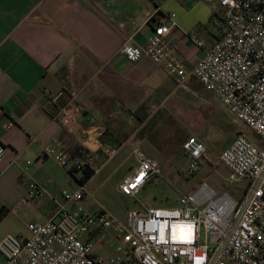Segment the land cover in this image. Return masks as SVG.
Listing matches in <instances>:
<instances>
[{
  "label": "crops",
  "instance_id": "obj_1",
  "mask_svg": "<svg viewBox=\"0 0 264 264\" xmlns=\"http://www.w3.org/2000/svg\"><path fill=\"white\" fill-rule=\"evenodd\" d=\"M170 12L177 13L180 28L162 43L175 46L174 56L188 67L195 65L205 51L185 31H194L207 44L218 36L213 13L201 0H0V143L5 147L0 211L6 210L0 217V240L8 233L27 236L31 223L44 222L55 213L56 204L49 196H29L32 181L53 180L48 185L52 193L68 183L73 189L79 185L73 183L69 169L43 156L47 145L59 144L74 152L81 144L96 152L97 160L103 158L104 146L116 147L115 157L128 144L135 153L150 138L151 121L174 99L185 107L191 122L182 138L183 152L187 154L184 143L190 137L204 143L206 134L194 132V93L209 89L192 77L178 82L146 55L134 63L122 52L128 41L147 46ZM46 89L63 96L52 102ZM72 99L82 109L75 132L59 118L61 108ZM152 105L157 106L154 111ZM162 121L160 116V125ZM238 135L221 148L220 155ZM195 188L193 184L182 195ZM109 238L113 240V231ZM95 249L106 256L114 252L105 241H98ZM4 263L0 254V264Z\"/></svg>",
  "mask_w": 264,
  "mask_h": 264
},
{
  "label": "built area",
  "instance_id": "obj_2",
  "mask_svg": "<svg viewBox=\"0 0 264 264\" xmlns=\"http://www.w3.org/2000/svg\"><path fill=\"white\" fill-rule=\"evenodd\" d=\"M201 1L213 13L218 36L207 44L194 31H185L186 37L205 51L195 65L188 67L174 56L175 46L162 43L164 37L180 28L175 12L168 13L166 22L155 28L147 46L128 41L122 52L134 63L148 56L180 83L190 77L196 79L264 140V0ZM45 95L56 103L63 92L46 89ZM156 108L152 105L150 111ZM81 111L75 99L61 108L59 118L68 131L80 129ZM8 125L12 127L14 122ZM58 145H47L43 156L66 168L71 165L80 173L87 165L95 168L96 152L89 149L86 156H73V152ZM102 150L108 157L117 152L114 146ZM184 150L192 161L190 174H194L206 146L190 137ZM4 152L0 143V161ZM134 152L139 165L119 185L125 195H136L148 181L163 175L160 162L141 148ZM220 161L229 168L232 181H248L240 198L227 191L217 193L202 181L181 196L179 206H144L129 211L126 221L104 207L87 208L84 201L89 193L85 184L52 193L48 185L53 180L47 184L34 180L29 185V196H49L56 204L55 213L44 222L31 223L27 236H3L0 254L4 264H264V147L240 134L221 153ZM111 231L113 240L109 238ZM98 241H105L114 252L108 256L97 253Z\"/></svg>",
  "mask_w": 264,
  "mask_h": 264
},
{
  "label": "rangeland",
  "instance_id": "obj_3",
  "mask_svg": "<svg viewBox=\"0 0 264 264\" xmlns=\"http://www.w3.org/2000/svg\"><path fill=\"white\" fill-rule=\"evenodd\" d=\"M201 89V88H200ZM194 93V132L205 133V156L199 169L190 174L191 158L181 148L182 138L191 124L184 106L174 101L165 104L160 116L152 120L147 128L150 138L142 150L160 162L161 179L148 181L136 195H125L119 185L127 174L138 167L136 154L128 144L116 157L101 154L95 161L96 175L85 186L88 190L84 205L92 209L106 208L121 221H126L129 211L146 207L173 208L180 205L183 193L202 181L208 183L217 193L227 191L240 198L248 185L247 180L232 181L229 168L220 161V150L239 133L247 136L258 147H264V140L245 122L238 119L212 91L197 89ZM71 165L68 166L69 169ZM77 179L81 177L76 172ZM73 183H78L75 179ZM62 188L73 189L68 183Z\"/></svg>",
  "mask_w": 264,
  "mask_h": 264
},
{
  "label": "trees",
  "instance_id": "obj_4",
  "mask_svg": "<svg viewBox=\"0 0 264 264\" xmlns=\"http://www.w3.org/2000/svg\"><path fill=\"white\" fill-rule=\"evenodd\" d=\"M103 140H105V137L102 136L101 137ZM106 142V141H103ZM81 150L84 151V153H81ZM90 150L85 148L83 145L81 144H77L76 148L73 152V156H86L87 153H89ZM79 172L78 169H76L75 167H71L69 168V173L72 176V178L76 179V181L79 184H86L95 174L96 170L94 168L93 165H87L83 168V171L81 172V177L79 179L76 178L75 173ZM6 210L2 209L0 211V217H2L5 214Z\"/></svg>",
  "mask_w": 264,
  "mask_h": 264
}]
</instances>
